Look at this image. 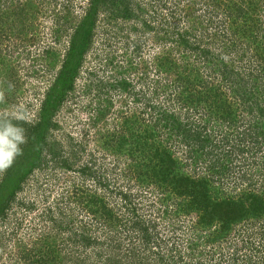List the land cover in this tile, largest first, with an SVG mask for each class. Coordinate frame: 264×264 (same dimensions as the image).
Returning <instances> with one entry per match:
<instances>
[{"label": "rangeland", "instance_id": "374dc122", "mask_svg": "<svg viewBox=\"0 0 264 264\" xmlns=\"http://www.w3.org/2000/svg\"><path fill=\"white\" fill-rule=\"evenodd\" d=\"M93 5L94 28L87 45L78 47L81 35L77 30L84 27ZM238 7L244 10V19L236 18ZM229 15L237 20L231 30H238V35L225 37L228 28L224 19ZM255 35L264 42V0H0V120L13 119L30 127L36 124L44 96L58 73L76 69L72 89L54 111L56 126L49 128L43 142L34 139L29 145V166L21 169V174H27L14 201L0 215V264L130 263L128 243L120 242V250L102 249L100 258L99 248L89 239L101 237L93 218L111 217L109 210L116 200L111 189L125 191L126 183L137 182L151 194L146 195L139 211L159 230L165 226L174 230L171 237L181 247L175 250L188 251L184 262L197 263L204 258L205 264L211 259L214 264L226 257L234 264H264V217L242 220L220 231L219 236L221 228L217 227L219 230L203 242L198 236L205 230L193 222L196 212L187 214L188 222L184 214L166 211L156 202L150 205L156 196L151 156L140 150L126 154L118 144L147 126L160 130L164 122L161 114L150 110L152 103L192 111L197 100L216 92L233 107L234 121L212 117L215 124L210 120L206 129L211 144L219 145L222 137L238 127L237 131H242L241 123L251 119V114L241 105L240 97L251 94L258 99L260 90L264 101L260 76L254 73L261 56L253 57L252 46V52L240 59L238 45L232 50L231 42L237 44L240 38L246 51ZM222 62L240 72L234 91L229 88L230 81L225 84L218 75ZM185 80L193 84L187 94L180 90ZM134 112L136 116H126ZM126 118L139 122L128 126L123 124ZM173 140L169 148L178 160V169L193 181H209L212 198L235 201L253 190L254 186L248 185L261 184V177L254 178L256 156L252 160L244 153L249 165L242 166L243 174L235 160L225 162L219 170L214 167L215 152L204 155L203 147L189 148ZM29 142L20 145L21 149ZM49 147L59 152V162L52 160ZM262 154L261 150L257 157ZM135 155L138 160H133L135 165L128 171L125 160ZM83 164L92 167L95 178L82 179L75 172ZM7 171L0 172V185ZM9 179L12 184L17 178ZM125 235L124 230L121 239ZM218 242L222 246L214 256ZM164 255L166 264H181L170 258L169 251ZM148 264L162 261L155 258Z\"/></svg>", "mask_w": 264, "mask_h": 264}, {"label": "trees", "instance_id": "16d2710c", "mask_svg": "<svg viewBox=\"0 0 264 264\" xmlns=\"http://www.w3.org/2000/svg\"><path fill=\"white\" fill-rule=\"evenodd\" d=\"M95 9L96 7L94 5L92 7L90 6V9L85 16L86 20H84L85 22L83 23L84 27H80V29L82 28L81 31L77 30L78 35H81L79 43L77 44L78 47L87 45V39L90 37L91 31L94 28ZM236 11H239V14L236 16L237 19H244V17H246V14L241 7L236 8ZM229 17L230 15L224 19L228 28V30L224 32L225 37L238 35V30H231V28L237 24V20L233 21ZM242 34L247 36L244 31H242ZM229 40L231 41V38H229ZM252 41L253 42L247 43V46H245L247 47L246 51L244 50L245 42L240 41V38L237 39V44L235 40L231 42V48L234 50L238 45V57L240 59H243L242 55L244 53L252 52V46L254 47L253 57L260 54V61H257L254 73L260 76L261 91L264 92V42L259 39L257 35H255ZM84 52L85 49L84 51H80V54ZM64 69H66V65L64 66ZM217 72L221 77V82L226 84L227 80L230 81L229 88L231 91H234L232 88H234V83H237L236 76H238L240 72L236 71L233 67H230V64L227 62H222L220 64V69L217 70ZM75 74L76 69H71L70 72L65 70L58 73L56 79L51 85L50 91L47 93L46 97L44 96L40 112L38 113V122L33 126H26L25 123L13 119L0 120V122L11 121L14 125L22 127L27 131L25 132V136H27V140L30 141L22 149V155L16 157L13 165L8 168L7 174H5L6 177L0 185V215L7 210L10 204L14 201L16 196L15 193L20 190V183L22 182V179L25 178V174H27V171L21 174V169L28 168L29 166V164H27V157L28 155L31 156L29 150L32 149L29 145L34 143V139H38V141L42 140L43 142L49 128L56 126L55 123L52 122L54 111L64 100L66 93L72 89ZM192 85L193 84H190L185 80L183 87L180 90L183 91L182 93L187 94V92L191 90ZM189 94L191 95V93ZM259 95V100L254 99L251 94L249 96L244 95L240 97L242 101L241 105H243L244 109L251 114V119L246 123H241L242 131H237L239 129L238 127L236 128L237 130L230 132L227 137H222V141H218L220 143L219 145L214 146L211 144V139L206 134V129L208 128L207 125L210 120H212V122L215 121V118H212L215 117V115H220L224 120L233 122L234 112L233 107L223 101L218 92L214 93L213 97L208 95V97L204 99L200 98V100H197V104L192 111H190V109L184 110L181 107L176 108L174 105L160 107L157 105V101L152 103L153 99L150 98V101H152L150 102L152 103L150 110L161 114V120L164 122V125L160 130L158 129L154 131L147 126L143 131H139L138 134L130 133L131 136L129 138L132 139L133 142L128 138H124L122 141L118 142L119 149L122 150L124 148L126 154L133 155L136 151L140 150V153H143L148 157L151 156L149 159H152L151 162L153 166L150 170L153 174L152 180L155 181L156 188L154 189V193H156L157 199L155 196V198H153L155 201H152L150 205L153 202H156L162 207L165 206L164 209L166 211L170 210L176 214H184L186 215L184 220L188 222L189 218H187V214H190L191 211L196 212L197 220H193V222L199 225L198 229L200 227L204 228V234L198 236L199 239H203V242H206V236L214 235L220 228L221 230L217 232V236L221 235L220 231H226L229 226H232L233 224L235 225L242 220H258L264 217V101H261L263 95L260 90ZM133 115L136 116L137 114L134 112L129 113L126 116L132 118ZM141 119L143 121L145 120L143 117H141ZM137 122L139 121L131 123L126 118L123 121V124L129 126L130 123L133 125ZM156 138L158 140H155ZM173 138L178 140L176 142L189 148L196 146H199L200 148L203 147V149L205 148L204 155H210L215 152L213 154L215 158V160H213L215 163L214 167L219 170L223 168L225 162L229 163L235 160L241 164L239 166L241 167V173L243 174L246 170H244L245 168L242 166L249 165L247 164L248 159L243 158L244 153L248 152L251 155L252 160L256 156L252 162L254 165H257L255 169L257 175H254V178L261 177V184L257 187H255L256 185H248L249 187L254 186L253 190H247L246 194H243L240 199L235 201L231 199L219 200L212 198L209 181H193L191 177L178 169V160L174 159V152L172 148H169L171 144L174 143ZM143 140L146 142H142ZM36 143L39 144L38 142ZM173 147L175 148V145ZM208 147H211V149L207 150ZM47 150L51 153L52 160L58 161L57 158L59 152L50 147L47 148ZM261 150L263 151V154L259 159L257 155ZM131 159L132 160L128 161L125 160L128 165V171L129 168L135 165L133 160H138L136 155L134 158L131 156ZM62 166L71 168L70 165L65 163H63ZM147 167H149V164H147ZM91 168V166L83 164L76 168L75 172L78 173L82 179L89 178L88 180H90L95 178V172H92ZM15 173H17V175H15ZM13 175L16 176L17 179L13 180L11 184L9 178L14 177ZM139 181H141V183L143 182L142 179ZM96 183L100 184L99 176L97 177ZM126 186L127 189L125 191L115 189H111L110 191V194H113L116 197L114 205H112L109 210L111 212V217H104L102 220L93 218V220H95L94 224L99 231V235L104 238V240H102L101 237L93 236L92 239H89L90 243L99 248L97 249V253L99 252L98 257L101 258L104 255L103 250L109 248L115 249L116 247L120 250L121 245L126 242L128 243V250L131 252L128 255L130 261L128 264H148V261L155 258H159L162 261V264H166V255L164 254L168 251L171 253L170 258H172L174 262L178 259L181 264H205L204 258L198 260L197 263L192 260L184 262V255H186L188 251L185 252L183 249H179V253L175 250L176 246H178V248L181 247L177 242H174L171 237L174 230L166 228V226L163 230H159L154 221L151 222V225L149 221L145 220L144 212L139 210L146 195L149 197L151 195L149 194V189L147 187L141 186L138 182L136 184L126 183ZM147 205L148 204L145 203V206ZM187 227H189V224L184 226V228ZM217 227H219V229ZM124 230L126 235L121 239ZM89 242L88 244H90ZM219 243L220 242L216 243V247L213 250L214 256L217 247L222 246ZM230 260L231 259L229 258L226 259V257H221L214 264H234V261L232 260L231 262ZM261 260H263L262 257ZM211 261L212 259L209 261L210 264H212Z\"/></svg>", "mask_w": 264, "mask_h": 264}, {"label": "clouds", "instance_id": "9594fccd", "mask_svg": "<svg viewBox=\"0 0 264 264\" xmlns=\"http://www.w3.org/2000/svg\"><path fill=\"white\" fill-rule=\"evenodd\" d=\"M26 143L25 130L11 121L0 122V172L10 168L22 155L20 145Z\"/></svg>", "mask_w": 264, "mask_h": 264}]
</instances>
